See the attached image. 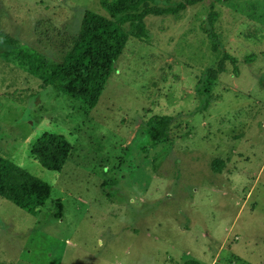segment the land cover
Returning <instances> with one entry per match:
<instances>
[{
  "label": "rangeland",
  "instance_id": "1",
  "mask_svg": "<svg viewBox=\"0 0 264 264\" xmlns=\"http://www.w3.org/2000/svg\"><path fill=\"white\" fill-rule=\"evenodd\" d=\"M213 5L240 73L227 62L200 112L196 83L220 56L201 28ZM86 10L108 15L100 0H0V29L59 59ZM146 21L94 108L0 56V155L52 186L37 215L0 196V264H264V0ZM155 115L175 120L152 145ZM45 132L73 147L62 171L32 153Z\"/></svg>",
  "mask_w": 264,
  "mask_h": 264
},
{
  "label": "trees",
  "instance_id": "2",
  "mask_svg": "<svg viewBox=\"0 0 264 264\" xmlns=\"http://www.w3.org/2000/svg\"><path fill=\"white\" fill-rule=\"evenodd\" d=\"M203 0H183L172 6H160L158 0H100L108 13L86 10L75 34L62 39L61 57L54 59L26 45L18 38L0 29V56L17 63L27 72L37 76L42 86H51L94 108L98 104L105 86L117 70V61L123 54L129 38L148 41L151 37L147 26L149 15L180 16L189 6ZM219 13L211 7L202 20L201 28L212 43V50L220 56L214 65L207 66L199 77L195 93L200 103L195 111H204L216 99L213 86L226 71L227 62L233 65L236 75L240 73L238 58L222 49L215 23ZM255 54L248 56L252 61ZM175 116L155 115L146 125L156 145L168 136ZM71 143L65 135L45 132L32 147V153L46 169L62 171L71 150ZM52 193V186L42 178L31 174L11 159L0 155V196L12 201L25 211L37 215L44 208ZM55 217H63V202L55 201ZM185 264H201L188 260Z\"/></svg>",
  "mask_w": 264,
  "mask_h": 264
}]
</instances>
